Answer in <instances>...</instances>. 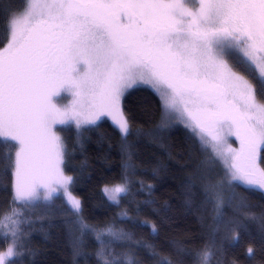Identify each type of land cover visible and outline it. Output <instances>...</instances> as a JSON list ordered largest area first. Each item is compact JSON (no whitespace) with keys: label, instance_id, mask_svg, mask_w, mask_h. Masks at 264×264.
<instances>
[{"label":"snow or ice","instance_id":"6c2138e0","mask_svg":"<svg viewBox=\"0 0 264 264\" xmlns=\"http://www.w3.org/2000/svg\"><path fill=\"white\" fill-rule=\"evenodd\" d=\"M5 31L0 49V176L6 179L11 172L14 194L12 208L0 215V240L7 245L0 251V264H16L25 254L21 225L29 221L22 209L39 205L41 188L47 189L43 200L48 202L53 179L65 186L73 182L61 169L66 152L54 130L66 122L67 113L54 99L65 89L79 98L83 123L95 124L108 114L126 136L128 121L120 111L123 89L137 77L157 90L163 86L169 104L183 105L195 127L214 142L217 155L230 154L225 173L229 186L242 181L264 188V169L256 165L264 148V0H198L195 8L189 0H27L23 12L8 18ZM80 64L86 68L83 75ZM237 65L245 75L233 71ZM80 124L77 119L78 129ZM225 125L240 140L239 151L221 136ZM224 187L223 180L204 186L205 202L216 211L213 235L227 227L220 212ZM129 191L127 178L103 189L117 205ZM69 200L78 212L80 201ZM105 234L112 239L105 241ZM129 240L123 230H101L97 259L135 264L128 253L105 252L115 242ZM214 246L197 253L199 264H211ZM159 264L174 261L164 258Z\"/></svg>","mask_w":264,"mask_h":264},{"label":"trees","instance_id":"16d2710c","mask_svg":"<svg viewBox=\"0 0 264 264\" xmlns=\"http://www.w3.org/2000/svg\"><path fill=\"white\" fill-rule=\"evenodd\" d=\"M23 4L0 0V48L6 43L8 18ZM233 70L246 74L239 65ZM122 112L129 126L126 136L106 119L86 125L80 134L60 126L64 171L72 177L71 192L81 208L74 212L56 199L22 209L29 222L21 225L25 254L16 264H102L96 255L97 236L108 227L129 233L131 240L115 242L105 252L128 253L135 264H159L164 258L199 264L197 253L213 242L211 264H264L263 193L229 186L223 169L196 138L171 117L162 119L161 102L149 88L130 89L123 96ZM258 161L264 169V148ZM124 178L130 191L117 205L103 189ZM221 180L225 202L220 212L227 227L213 235L216 211L213 203L205 202L204 186ZM11 189L9 172L6 179L0 176V215L13 206ZM103 239L112 237L105 234ZM6 247L0 240V251Z\"/></svg>","mask_w":264,"mask_h":264},{"label":"rangeland","instance_id":"374dc122","mask_svg":"<svg viewBox=\"0 0 264 264\" xmlns=\"http://www.w3.org/2000/svg\"><path fill=\"white\" fill-rule=\"evenodd\" d=\"M189 3H190V6H193L194 8L198 7V0H189ZM26 7H27V0H24L23 7L20 9L19 12H23ZM2 48H0V49H2ZM78 67L80 69V75H83L84 71L86 70L85 65L84 64H80ZM134 87H145V88H149L151 91H153L154 94L160 100L161 105H162V109H163L162 119L171 117V119L175 123H177L179 126L185 128V130H187L190 133L192 138L193 139L196 138L195 140L198 141L200 146H202V148L210 154L212 159L215 160L217 162V164L223 169L224 174L226 173V171H228V166L232 162L231 159H230V154L227 155V158H222V157H219L217 155V153L214 151V142L211 141V138L207 135V133H201L200 130L195 127L194 122L188 117L187 113L183 112V105H179L178 104L175 108H173L169 104V102H168L169 93H168V90L166 88H164L163 86H160L159 90H157V88H154L152 86V84L147 83L144 80H141V79H139V77H137V79L135 81H133L130 86H128V87L123 89V94L121 95V98H120V111L121 112H122L123 96L130 89H132ZM61 93H63V96L66 95V97L63 98L61 96V94H60V97H55L54 99L58 101L57 107L60 108L62 112H66L67 113V115L64 117V120L66 122L64 124L57 123L54 126V130H58L57 134L61 137V140H62L61 133H62L63 129H61L60 126H63L62 128H65L67 126H71L75 130H77L78 134H80V130L83 127L86 128L87 126H93L94 124L83 123L84 116L79 114V105L76 103L79 100V98L75 96L74 90L65 89V90H62ZM65 100L67 101L66 104H64ZM74 105H75V110H74ZM123 116H124V114H123ZM77 119L81 120V124H80L79 129L76 126V120ZM100 119L108 120L109 123H111L113 126H115L120 131L119 126L116 124V122L114 121L112 116H110L108 114H104V115L99 117V119L96 121V123ZM91 128H93V127H91ZM220 134L223 137V139L227 142L228 146H230L235 151H239V149H240V140L237 139L235 134H229V130H228V127L226 125L223 127V129L220 130ZM260 151H259V153H260ZM259 153H258V156L256 158V165H257L258 168L263 169L259 165V161H258ZM61 169H62L63 174L65 176H69L64 171V163L61 165ZM226 179L228 180V177H226ZM232 183H235V184H237V185H239L241 187H247V188L249 187V188H253L254 190H259L264 195V188H260L258 185H247V184H245L242 181H233ZM70 186H71V184L67 185V186L58 184L53 179L50 182V184H49V187L51 189H53V191L50 194L49 201L45 202L43 200V194L47 192V189L41 188L40 192H41L42 195H41V201L39 202L40 203L39 205L46 206V205L51 204L54 200L58 199L66 207L70 208L73 211V209L71 208L69 196H72V197H74V196H73V194L71 192ZM65 187H67V191H65ZM11 191H12V197H13V194H14L13 193V177H12V189H11Z\"/></svg>","mask_w":264,"mask_h":264},{"label":"flooded vegetation","instance_id":"af4514ba","mask_svg":"<svg viewBox=\"0 0 264 264\" xmlns=\"http://www.w3.org/2000/svg\"><path fill=\"white\" fill-rule=\"evenodd\" d=\"M66 93H67V92H66ZM67 94H68V93H67ZM61 96H62L63 98L66 97V95L63 96V93H61ZM66 103H67V101L65 100V103H64V104H66ZM244 188H247V187H244ZM247 189H253V188H249V187H248ZM257 191H259V190H257ZM259 192H260V191H259Z\"/></svg>","mask_w":264,"mask_h":264}]
</instances>
